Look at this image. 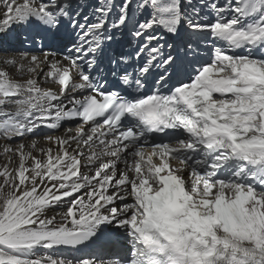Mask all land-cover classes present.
I'll return each instance as SVG.
<instances>
[{
    "label": "snow or ice",
    "instance_id": "snow-or-ice-1",
    "mask_svg": "<svg viewBox=\"0 0 264 264\" xmlns=\"http://www.w3.org/2000/svg\"><path fill=\"white\" fill-rule=\"evenodd\" d=\"M0 157V264H264V0H0Z\"/></svg>",
    "mask_w": 264,
    "mask_h": 264
},
{
    "label": "bare ground",
    "instance_id": "bare-ground-1",
    "mask_svg": "<svg viewBox=\"0 0 264 264\" xmlns=\"http://www.w3.org/2000/svg\"><path fill=\"white\" fill-rule=\"evenodd\" d=\"M19 31H20V30H19ZM17 34H19L18 31L16 32V35H17ZM18 43H21V41H20V42H16L15 40H12V41L10 42V44H12V45H18ZM3 162H4V158H3V157H0V165H2ZM53 214H54L53 212H48V215H53Z\"/></svg>",
    "mask_w": 264,
    "mask_h": 264
},
{
    "label": "rangeland",
    "instance_id": "rangeland-1",
    "mask_svg": "<svg viewBox=\"0 0 264 264\" xmlns=\"http://www.w3.org/2000/svg\"><path fill=\"white\" fill-rule=\"evenodd\" d=\"M0 182H2V181H0Z\"/></svg>",
    "mask_w": 264,
    "mask_h": 264
}]
</instances>
